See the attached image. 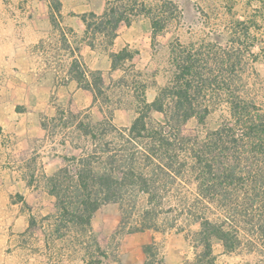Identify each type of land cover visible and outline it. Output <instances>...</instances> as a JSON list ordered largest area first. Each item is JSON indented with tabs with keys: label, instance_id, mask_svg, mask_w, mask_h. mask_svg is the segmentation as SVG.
<instances>
[{
	"label": "trees",
	"instance_id": "obj_1",
	"mask_svg": "<svg viewBox=\"0 0 264 264\" xmlns=\"http://www.w3.org/2000/svg\"><path fill=\"white\" fill-rule=\"evenodd\" d=\"M156 9L153 12L144 1L133 0L109 3L100 16L84 14L90 46L108 50L121 26L130 25L139 15L151 19L153 38H157L168 21L180 14V7L164 0ZM251 28L250 23L237 21L231 36L234 48L218 51L209 44L204 48L194 44L172 47L174 69L152 99L149 85L142 84L139 74H130L123 64L134 59L127 48L110 50L112 69L124 70L114 81V89L105 86L101 70L91 71L88 78L82 64L75 63V78L95 92L104 117L93 120L89 113H75L71 107L73 118L82 116L76 127L84 144L80 148L77 142L80 153L62 155L60 167L42 178L55 198L47 215L56 217L57 229L70 228L72 223L81 233L90 234L91 243L85 241L83 249L87 264H103L107 257L106 237L90 231L97 211L109 203L136 205L141 195L146 196V205L138 212L140 225L132 231L153 227L152 215H160L176 195L182 213L194 216L200 226L192 241L200 248L196 264H214L217 240L227 252H237L244 244L251 252L257 244L253 236L264 245V87H253L243 74L255 45H244L251 38ZM120 90L125 91L123 96L135 99L129 106L136 116L124 127L113 121L120 105H110ZM221 99L228 102L230 117L219 127L201 133L189 125L195 121L205 124ZM191 184L196 187L193 202L183 192ZM242 222L256 229L252 237L243 238L238 232ZM40 226L32 215L30 229ZM144 251L149 264L163 262L151 243L144 245Z\"/></svg>",
	"mask_w": 264,
	"mask_h": 264
},
{
	"label": "crops",
	"instance_id": "obj_2",
	"mask_svg": "<svg viewBox=\"0 0 264 264\" xmlns=\"http://www.w3.org/2000/svg\"><path fill=\"white\" fill-rule=\"evenodd\" d=\"M39 1L9 4L28 15L10 30L0 29V264H55L50 257L56 249L50 242V230L45 225L30 229L31 216L35 215L33 204L49 199L53 206L55 201L42 176L60 167L62 155L77 150L73 145L80 136L76 126L82 116L73 118L71 107L76 112H88L93 120L104 117L103 104L95 99L93 90L75 78L74 65L81 63L88 78L91 71L101 70L106 85V74L117 71L112 69L110 50L121 49L112 46L124 36L125 28L143 22L133 20L130 25H122L114 44L101 50L90 46L83 16L90 12L102 15L109 5L107 0H54L55 4L53 0ZM51 12L61 14L57 26ZM113 121L116 124L114 117ZM37 155L38 162V158L32 162V156ZM148 243L144 242L143 251L137 255L139 261L134 259L133 264H149L144 251ZM59 247L56 251L66 252ZM187 249L178 251L182 258L177 261L166 254L162 263L153 264H196L200 248L191 244ZM213 254L214 264H257L238 251L227 252L220 240L215 241ZM76 261L87 264L84 251L71 264ZM132 262L128 257L125 264Z\"/></svg>",
	"mask_w": 264,
	"mask_h": 264
},
{
	"label": "rangeland",
	"instance_id": "obj_3",
	"mask_svg": "<svg viewBox=\"0 0 264 264\" xmlns=\"http://www.w3.org/2000/svg\"><path fill=\"white\" fill-rule=\"evenodd\" d=\"M144 1L149 7H152L153 12L157 11V7L164 0H138ZM169 2L177 3L180 7V14H177L170 19L166 25V30L160 32L157 38H153L151 31V19L149 17L139 15L133 20L143 22L139 24L133 23L132 27L125 28L124 36L118 40L114 49L127 48L134 53L132 62L126 61L123 64L129 68L130 74H139L142 84H148V97L152 99L156 93L157 87L164 85L170 78L172 70V47H179V45H193L195 48H204L206 45L213 46L220 51L222 48H234V43L231 42L233 27L237 21L244 20L250 23L251 38L244 41V45L250 46L255 43L251 54L246 58V65L243 68L244 76L249 79L250 85L261 89L264 87V0H167ZM39 3V0H0V29L5 28L10 30L15 24L20 21L24 22L27 12L16 11V8L9 6V4L16 5L17 3ZM54 4L55 1L53 0ZM133 0H107V3L114 5L132 3ZM57 6L55 10L57 11ZM92 13V12H90ZM89 14V13H87ZM51 20L55 26L58 25L61 14L59 12H51ZM132 20V21H133ZM94 21V20H93ZM89 34V39H90ZM1 39V35H0ZM88 39V40H89ZM101 39V38H99ZM12 42V40H10ZM235 46V45H234ZM105 50L103 48H99ZM142 51V52H141ZM0 61V68H1ZM241 71V70H239ZM142 73V76L140 75ZM242 72V71H241ZM124 70L119 69L114 72V75L106 74V87L110 85L112 89L116 81ZM132 79L131 75L128 78ZM119 92L121 94H119ZM125 91H118L117 95L113 97L112 105H120L115 111L114 119L119 127L129 126L136 116L133 108H130L129 103L135 99L127 98L123 93ZM136 105V101L134 103ZM106 109L108 106L106 105ZM78 113V112H75ZM88 113V112H86ZM83 113V114H86ZM95 117H98L96 115ZM230 117L229 104L225 99H221L210 113L205 124L198 125L191 122L189 125L197 128L201 133L208 129H215L219 127L224 120ZM77 137V133L71 134ZM80 143L78 147L84 144L83 138H77L76 143ZM76 149V145H73ZM90 146V145H89ZM72 147V148H74ZM81 150H76L80 153ZM38 158V159H37ZM39 160V155L32 156L30 159L35 163ZM31 163V162H30ZM41 177V173L38 174ZM196 187L191 184L189 187L183 188L184 193H188L191 202L193 193ZM181 202L176 198V195L165 204L161 210L160 215H152L153 227L146 228L143 231H132L136 226L140 225L142 215H138L139 210L146 205V196L141 195L136 205L131 202L124 204L109 203L104 205L97 211L95 217L92 219V226L90 231L96 235L106 237L105 247L108 251V258L103 257V264H125L128 257L132 262L137 260V255L143 251L142 245L144 242H150L155 250L157 249L158 258L161 259L166 254H170L176 261L181 257L179 250H185L193 244L194 232L199 229V224L195 221L194 216L182 213ZM53 202L45 199L43 202L33 204L34 216L36 217L38 225H45V229L50 230V242L54 251L50 252L51 260L54 259L55 264H71L72 259L82 257L84 242L91 243V237L88 233H81L72 223L70 228L62 227L57 229L56 217L54 215H47L52 211ZM171 207V208H170ZM47 215V216H45ZM216 218L218 215H210ZM256 215H248L252 218ZM49 217V218H46ZM242 218V217H241ZM244 220V218H242ZM256 229L251 224L242 222L238 232L243 237H252ZM243 237V238H244ZM257 244L252 246L251 252L248 251L247 245L244 244L238 252L241 255H246L245 259L253 261V263L264 264V245L253 236ZM245 243L246 240L244 239ZM65 248L66 252L56 251L59 247ZM168 245H171L169 248ZM246 245V246H245ZM180 246L181 249L177 248ZM171 249L167 253V251ZM70 251V252H69ZM72 251V252H71ZM189 252L187 249L186 255ZM68 253V254H67ZM71 253V254H70ZM64 255V257H63ZM67 255V256H66ZM71 256H74L71 258ZM68 259H70L68 261ZM140 260L142 258L140 257ZM68 261V262H66ZM139 261V260H137ZM134 262V261H133ZM132 262V264H133ZM158 262V261H156ZM76 264H83V262L76 261Z\"/></svg>",
	"mask_w": 264,
	"mask_h": 264
}]
</instances>
